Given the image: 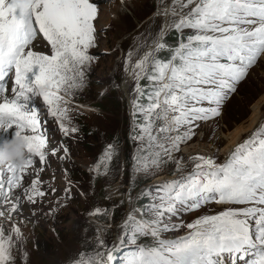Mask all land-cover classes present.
Returning a JSON list of instances; mask_svg holds the SVG:
<instances>
[{
    "label": "snow or ice",
    "instance_id": "6c2138e0",
    "mask_svg": "<svg viewBox=\"0 0 264 264\" xmlns=\"http://www.w3.org/2000/svg\"><path fill=\"white\" fill-rule=\"evenodd\" d=\"M162 14L165 24L160 34L134 63L131 53L124 62L135 81L132 109L134 118H139L132 137L137 141L132 167L149 177L174 161L177 178L146 187L135 197L129 192V209L117 234L108 242L98 231L95 248L81 251L72 264H264V126L239 143L223 163L196 155L190 157L196 161L191 171L184 172L183 159L174 157L195 135V122L218 116L224 101L264 56V0H171ZM97 17L98 6L91 0H25L23 6L21 0H0V144L20 138L25 145L23 166L0 165V218L12 221L21 212L22 199L35 205L36 197L46 195L39 173L30 186L22 183L36 158L44 165L49 154L40 109L29 107V101L42 100L63 136L78 131L69 127L65 106L76 90L86 86L91 61L96 59L89 50L96 47ZM170 29L180 34L174 48L163 41ZM185 30L190 34L185 36ZM40 37L49 52L34 49ZM162 50L169 51L168 59L158 56ZM34 66L39 71L29 80ZM141 80L147 83L141 85ZM60 148L64 155L58 158L63 161L69 149L62 143ZM57 152L53 148L51 155ZM114 152L109 145L104 161L111 160ZM100 168L107 169V164L90 170L99 174ZM64 191L70 193L71 187ZM142 198L148 203H134ZM213 201L242 207L202 215L186 224V235L164 237L185 227L170 226L166 217ZM9 204L6 215L2 209ZM89 215L102 213L94 208ZM140 237H151L153 243L138 244ZM21 238L18 224L12 223L6 233L0 222V264H16L13 251ZM126 244L134 250L123 253ZM249 256L254 259L247 260Z\"/></svg>",
    "mask_w": 264,
    "mask_h": 264
},
{
    "label": "rangeland",
    "instance_id": "374dc122",
    "mask_svg": "<svg viewBox=\"0 0 264 264\" xmlns=\"http://www.w3.org/2000/svg\"><path fill=\"white\" fill-rule=\"evenodd\" d=\"M168 1L91 0L97 6L107 5V8L105 7L106 13L98 9V17L94 21L98 43L89 50L96 59L91 61L86 86L82 90H76L70 98L71 102L65 106L69 109L68 118L71 121L69 127H76L77 132L63 136L59 132L57 119L48 116L42 100L36 98L29 101V107L35 105L40 109L42 131L47 132L46 151L49 153V159L41 165L36 158V162L28 169V174L22 181L24 186H30L32 179L37 178L39 173V179L42 181L40 188L46 195L43 198L36 197L38 202L35 205L28 204L26 198L22 199L21 212L15 213L12 221L0 218L6 233L10 231L12 223L18 224L21 230L22 238L16 242L17 249L13 251L17 257L16 264H72L73 259L81 251L95 248L98 231L101 238L108 242L117 234V225L129 209L126 202L129 192L135 197L144 188L158 185L160 182L154 181L156 177L177 176L174 174L176 168L174 161L168 162L162 171L149 177L138 175L133 170L137 141L132 137L136 134L135 129L139 121L133 120L135 81L131 77L129 81L127 80L126 86L123 83L126 57L131 53L134 63L144 53L146 44H151L160 34L165 19H161L156 11L159 7L166 6ZM110 5L123 6V14L118 15V18H112L116 15H113ZM177 34L176 42L169 40L165 43L168 46L174 44L177 46L180 38V34ZM188 34L190 30H185L184 35ZM167 35L170 36L171 33ZM35 44V50L49 52L42 37L37 43L39 47ZM160 53L161 51L158 53L159 57ZM38 71V67L34 66L32 72L27 74L28 79L32 80ZM102 92L105 94L99 95ZM257 100L261 101L257 124L243 132L234 145H230L231 148L224 152L228 143L227 137L236 127L247 123L252 111L251 106ZM78 105L83 107H77ZM195 123L198 125L194 128L195 135L174 153L175 159H183L184 172L191 171L196 161L190 157L198 154L211 156L217 163H223L239 143L247 139L258 127L264 126V56L258 59L248 71L246 78L224 101L218 116ZM134 126L136 128L131 132ZM61 143L69 149L67 158L63 161L58 158L64 155L60 148ZM109 145L114 146L115 152L111 160L104 161V154ZM185 146L193 148L201 146L204 149L200 148L195 154H191L185 150ZM53 148L58 149L56 156L51 155ZM101 162L107 164V169L100 168L99 174L90 170ZM115 183L118 185L117 189L110 190L109 186ZM68 186L71 187V192L65 193L64 189ZM16 194H21V190L17 189ZM134 203L143 206L148 203V199L142 198L135 200ZM10 207V204L3 206L2 210L6 215ZM228 207L242 206L208 203L198 210L180 209L177 214L165 219L170 226L183 223L185 227H180L178 231H168L163 235L167 239L186 235L189 231L186 228L188 222ZM94 208H98L102 215H89L90 210ZM50 210L54 211L50 213ZM137 243L151 245L153 240L151 237H140ZM133 250V245L126 244L122 252Z\"/></svg>",
    "mask_w": 264,
    "mask_h": 264
},
{
    "label": "bare ground",
    "instance_id": "6f19581e",
    "mask_svg": "<svg viewBox=\"0 0 264 264\" xmlns=\"http://www.w3.org/2000/svg\"><path fill=\"white\" fill-rule=\"evenodd\" d=\"M113 3V2H112ZM107 5H98V9L100 10V12H103V13H106L105 11H106V7ZM106 7V8H105ZM123 6H118V7H115V6H109V8L112 10V13H113V15H116L115 17L114 16H112V18H118V15H121V14H123V8H122ZM164 8H165V6H161V7H159L158 9H157V14L161 17V19H165L164 18V16H163V11H164ZM99 17H100V15H99ZM96 43H98L97 41H96ZM36 46H38V44L36 43L35 44ZM39 47V46H38ZM147 49H145V51H146ZM40 51V50H39ZM144 51V52H145ZM143 55V54H142ZM125 80H123V83L125 84V86H126V82H127V80L129 81L130 80V78L132 77V75H130L128 72H126V74H125ZM10 87H11V85H10V82L8 83V88L10 89ZM263 100V99H262ZM260 105H261V101H259V100H257L256 102H254L253 104H252V106H251V108H252V111H251V114H250V116H248V120H247V123L245 124V125H243V124H241V125H239L238 127H236L231 133H230V135L227 137V139H228V143H227V145H226V147H225V149H224V152H226V151H228L231 147H229L230 145H234V143L238 140V138L240 137V135L243 133V132H245V131H247V130H250L251 128H254V126L257 124V122H258V120H259V114H260ZM10 138V137H9ZM0 142H2V137H0ZM198 144V143H197ZM185 150H187V152H190L191 154H195L197 151H198V149H200V148H202V149H204L203 147H196V148H193V146H189V147H187V146H185ZM201 149V150H202ZM206 150V149H205ZM203 151V150H202ZM205 153V152H204ZM208 153V152H207ZM211 154V153H210ZM227 154V153H226ZM199 155V154H198ZM46 159H49V157H48V155H47V157H46ZM176 177L177 176H174V175H172V176H168V177H166V176H163V175H161V176H158V177H156L155 179H154V181H158V182H162V181H170V180H174V179H176ZM117 184L115 183V184H113V185H111V186H109L110 187V190H112V191H115L116 189H117ZM219 205V204H218Z\"/></svg>",
    "mask_w": 264,
    "mask_h": 264
},
{
    "label": "clouds",
    "instance_id": "9594fccd",
    "mask_svg": "<svg viewBox=\"0 0 264 264\" xmlns=\"http://www.w3.org/2000/svg\"><path fill=\"white\" fill-rule=\"evenodd\" d=\"M25 0H21L22 6ZM25 145L20 138L6 140L0 144V165L14 164L21 167L25 163Z\"/></svg>",
    "mask_w": 264,
    "mask_h": 264
},
{
    "label": "trees",
    "instance_id": "16d2710c",
    "mask_svg": "<svg viewBox=\"0 0 264 264\" xmlns=\"http://www.w3.org/2000/svg\"><path fill=\"white\" fill-rule=\"evenodd\" d=\"M169 32L171 33L170 36L167 35ZM177 36H178L177 31L175 29H170L169 31H167V32H165L163 34V41L164 42H168L169 40H171L173 42H176ZM172 47L174 48L175 47V44ZM160 54H161L160 57H162V59H165L166 60V59L169 58V51L168 50H162ZM146 83H147L146 80H141L140 81V84L141 85H144ZM133 120H139V118L138 117L137 118H134V116H133ZM135 128H136V126H134V128H132L130 131L132 132V130L135 129Z\"/></svg>",
    "mask_w": 264,
    "mask_h": 264
},
{
    "label": "water",
    "instance_id": "95a60500",
    "mask_svg": "<svg viewBox=\"0 0 264 264\" xmlns=\"http://www.w3.org/2000/svg\"><path fill=\"white\" fill-rule=\"evenodd\" d=\"M170 2H171V0H169V1L167 2L166 6L169 5ZM124 95H125V99L127 100V95H126V93H124Z\"/></svg>",
    "mask_w": 264,
    "mask_h": 264
}]
</instances>
